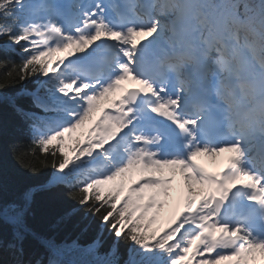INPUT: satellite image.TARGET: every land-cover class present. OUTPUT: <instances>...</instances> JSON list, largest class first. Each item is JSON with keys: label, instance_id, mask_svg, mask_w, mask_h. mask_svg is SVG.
I'll list each match as a JSON object with an SVG mask.
<instances>
[{"label": "snow or ice", "instance_id": "1", "mask_svg": "<svg viewBox=\"0 0 264 264\" xmlns=\"http://www.w3.org/2000/svg\"><path fill=\"white\" fill-rule=\"evenodd\" d=\"M185 2L0 0V89L21 85L28 154H47L10 147L40 179L0 189V264H264V0H197L199 17ZM37 193L62 196L75 236L34 230Z\"/></svg>", "mask_w": 264, "mask_h": 264}, {"label": "trees", "instance_id": "2", "mask_svg": "<svg viewBox=\"0 0 264 264\" xmlns=\"http://www.w3.org/2000/svg\"><path fill=\"white\" fill-rule=\"evenodd\" d=\"M5 69L0 68V79L3 78ZM35 79V78H34ZM21 85L17 84L14 88L0 89V189L7 187L23 186L25 184H35L40 177L33 176L26 168L21 166L14 153L10 150L11 146H15L24 152L25 162H32L39 167V161L43 160L45 155L40 153L36 148V155L28 154L29 149L33 147L30 142L29 134L25 126L19 121L15 112L11 108V100L15 99L17 103H31L30 98L16 95ZM76 139L66 141L65 150L75 143ZM71 155V153H70ZM50 162V161H49ZM88 166L84 171H88ZM51 174L49 169H44L40 174L47 177ZM64 207V201L61 195L37 193L34 204L35 216L31 220L34 230L45 239H54L57 243L77 233L78 221H62L57 223V218L61 215ZM160 219L154 227H159ZM27 259L35 262L36 260H47V250L37 241L28 242Z\"/></svg>", "mask_w": 264, "mask_h": 264}, {"label": "clouds", "instance_id": "3", "mask_svg": "<svg viewBox=\"0 0 264 264\" xmlns=\"http://www.w3.org/2000/svg\"><path fill=\"white\" fill-rule=\"evenodd\" d=\"M182 13L190 14L192 16H204L205 13L201 10V7L198 6L197 0H186L185 3H181L178 5ZM259 15V14H258ZM217 23H221L219 19H217ZM257 23L259 24L261 29H264V16H262ZM249 69L247 66V61L243 58H240L235 66L233 71V75L237 78L240 84L247 83V76L249 75Z\"/></svg>", "mask_w": 264, "mask_h": 264}, {"label": "rangeland", "instance_id": "4", "mask_svg": "<svg viewBox=\"0 0 264 264\" xmlns=\"http://www.w3.org/2000/svg\"><path fill=\"white\" fill-rule=\"evenodd\" d=\"M106 101H102L101 105L104 104ZM99 112H97L95 115L99 116ZM92 122H86L85 125H83L81 128L77 129L74 133L66 134V140L73 139L74 137L80 136L81 133H86L87 129L91 127ZM182 181L179 177H177L176 182H175V187H179L181 185ZM168 215V206L166 205L165 209L161 210L160 214V224L163 222L164 219L167 218Z\"/></svg>", "mask_w": 264, "mask_h": 264}, {"label": "bare ground", "instance_id": "5", "mask_svg": "<svg viewBox=\"0 0 264 264\" xmlns=\"http://www.w3.org/2000/svg\"><path fill=\"white\" fill-rule=\"evenodd\" d=\"M227 155H230V154H227ZM224 157H225V154H224L222 157H220L218 160L225 159ZM207 160L210 161V158H209V157H202L200 162H201V163L208 162ZM219 164H220V163H219ZM219 164H216V166L218 167ZM174 194H175V192H174Z\"/></svg>", "mask_w": 264, "mask_h": 264}]
</instances>
